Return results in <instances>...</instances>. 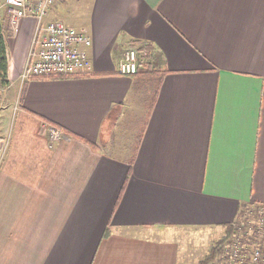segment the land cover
<instances>
[{"label": "crops", "instance_id": "0c3cea01", "mask_svg": "<svg viewBox=\"0 0 264 264\" xmlns=\"http://www.w3.org/2000/svg\"><path fill=\"white\" fill-rule=\"evenodd\" d=\"M86 2L68 22L92 42L82 75L21 86L37 21L6 39L0 264H196L181 230H225L264 204V0ZM143 43L150 60L119 75ZM123 121L142 126L132 164L111 143Z\"/></svg>", "mask_w": 264, "mask_h": 264}, {"label": "built area", "instance_id": "2783aa9c", "mask_svg": "<svg viewBox=\"0 0 264 264\" xmlns=\"http://www.w3.org/2000/svg\"><path fill=\"white\" fill-rule=\"evenodd\" d=\"M4 1L0 4V12L6 9L14 35L19 32L24 19L37 20L33 50L20 76L21 86L33 78H70L85 73L89 65L88 48L92 44L87 29H76L62 20L47 21L59 0ZM147 55L146 49H127L118 64V74L136 75L141 59ZM48 131L53 141L64 136L63 130L52 124L48 126ZM245 211L237 220L233 237L225 245L221 264H264V204L248 206ZM249 215L255 219L247 222Z\"/></svg>", "mask_w": 264, "mask_h": 264}, {"label": "rangeland", "instance_id": "374dc122", "mask_svg": "<svg viewBox=\"0 0 264 264\" xmlns=\"http://www.w3.org/2000/svg\"><path fill=\"white\" fill-rule=\"evenodd\" d=\"M59 1L61 2V0H59ZM59 1H58V3H60ZM58 3L53 7L55 10L58 7ZM86 4H87L86 0H63L62 5H61L62 7L59 8L61 10V15L64 14L63 19H61V20L67 24H68V22H70L72 25H74L76 23L73 22V19L71 17L75 13L78 12V15L76 18L79 21H81V18H82L81 14H82ZM54 9H52V11ZM65 11H66V14H65ZM57 12L59 13V11H57ZM55 15H56V12H55L54 16ZM57 20H59V19H57ZM53 21H55V20H53ZM68 25H70V24H68ZM73 27H75V26H73ZM75 28L78 29L77 27H75ZM156 79H157L156 76H154V77L149 76L148 77V83L153 85V83H155V81H157ZM10 92L11 91L6 89V86L0 85V151H2V152H4L6 150L7 141L9 138V136L7 135L8 134L7 131H6V133L3 130L1 131V123L4 122V120L7 118V114H5L7 112V110L5 108L8 109V107H10L12 102H13L9 98L11 96L9 94ZM153 96H154V92L152 91L150 97L148 98L147 105L150 103ZM124 126H127L126 121H123L122 125H119V127L117 129H115L116 131L114 133V139L111 143L115 147L119 146V149L116 150V153L118 155H121L123 158H131L132 160L131 159L130 160L132 162L134 159L133 152H134L135 146L137 144V139H138L137 137H138L139 132H141V130H142L141 129L142 126L141 127L137 126L135 128L132 127L129 132H126L125 130H123ZM121 150H122V153H121ZM126 151H127V154H126ZM253 219H255V217L249 215V217L246 221L248 222L249 220H253ZM246 224H248V223H246ZM183 231H185V230H181L180 232H182L181 236L183 239H185L184 241L196 243L195 244L196 246L199 245V247H198L199 252L197 254H195L194 258L196 260H199V262H201V260L209 253V251L211 250L213 245L225 236L226 228H225V230L224 229H212V230L200 229V231L198 233L192 232L191 230H188L186 232H183ZM199 237H201L203 239V241H199L196 239ZM217 261L218 262L216 264L223 263L222 257L220 256ZM198 263H196V264H198Z\"/></svg>", "mask_w": 264, "mask_h": 264}, {"label": "trees", "instance_id": "16d2710c", "mask_svg": "<svg viewBox=\"0 0 264 264\" xmlns=\"http://www.w3.org/2000/svg\"><path fill=\"white\" fill-rule=\"evenodd\" d=\"M10 23V22H9ZM8 23V25H9ZM3 23L0 20V85L1 86H5L8 84L7 79H8V54H7V45H6V39L7 36H9L10 31L12 32V30L10 28H6L4 27V25H2ZM13 34V32H12ZM133 48H136L138 50H144L146 49L148 51V55L147 57H145L144 59H141L140 64H139V68L142 69V65H146L147 62L145 61H149L150 59V46L148 45V43H143V44H132L131 45ZM140 69L138 71L137 74H139ZM50 77H55V76H50ZM58 78V77H56ZM112 115L115 114V111L111 113ZM115 117H117V115H115ZM143 136V134H141V137ZM140 139L137 141V144L135 146V150L133 152V156L134 158H136V152L139 149V144H140ZM133 162H130V164H132ZM131 173V169L129 171V174ZM237 220L235 223L233 224H228L226 226V231H225V236L219 240L218 242H216L213 247L211 248V250L209 251V253L201 260V262H199L198 264H216L219 259V257L223 254L224 250H225V245L226 243L233 237L232 235L235 233L236 231V226H237ZM111 232V228L108 227L104 237L108 236Z\"/></svg>", "mask_w": 264, "mask_h": 264}]
</instances>
